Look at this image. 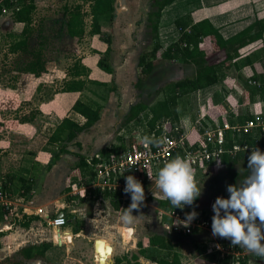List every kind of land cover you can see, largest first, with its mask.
Wrapping results in <instances>:
<instances>
[{
    "label": "crops",
    "instance_id": "obj_1",
    "mask_svg": "<svg viewBox=\"0 0 264 264\" xmlns=\"http://www.w3.org/2000/svg\"><path fill=\"white\" fill-rule=\"evenodd\" d=\"M34 1L36 5V13L34 15L35 22V16L37 14L39 16L37 10L39 11L42 8L41 6H45L48 0ZM122 5L123 3L121 6ZM43 12L44 11H42V15L38 17V21L40 23H47L49 20L47 17H44ZM185 15H189L194 23L203 19H207L216 29H218L221 36L224 39H227L239 33L254 23L257 19L264 18V0H175L161 13L158 35L162 50H165L168 46L178 40L179 32L174 25V21ZM0 22L7 24L10 28L16 25H22L14 23L12 19L2 16L0 17ZM103 28L104 25L102 24L101 30H103ZM97 37L98 36H92L93 39ZM98 42L99 44L94 47V49L97 51L98 57H101V55L105 53L107 46L106 44L101 45L102 43L100 41ZM262 47L263 41H259L240 50V54L242 57H244L254 51L259 50ZM111 51L112 52L110 53V56L113 55L112 46ZM117 53L119 54L122 52L118 51ZM92 56L94 57V55ZM92 56L89 55L86 57V59L89 60L88 65L82 62V64L89 68L90 71H93L94 68L90 63ZM131 56L132 55L129 53L124 59L121 60L122 64L119 67L116 66V68L113 69L116 70L114 71V74H117L118 79H120V76L125 77V75L127 76L126 79H129V82H132L131 79H135V73L127 69L128 65H130V61L132 60ZM98 61H96V67ZM178 63L181 64V62ZM73 65L74 63L67 67L63 78L57 77L55 79L56 74H53V72L55 73V70H50L46 64V71L48 70L51 72L50 78H48V73H43L38 78L22 74L24 79L22 81L23 91L21 97L22 101L28 102L27 105L29 108L28 112H24V115L27 116L31 111H34L37 114L34 120L30 123L14 125H11L10 123L14 121L10 120L12 116L10 118L5 116L3 123L7 125L0 127V180L5 179L8 183H10L13 192L16 195L20 194L19 191H24L21 194L23 202L19 203L20 206L16 207V209L13 211V214L0 216V233L10 230L12 229V226H14V228L18 231L23 230L25 236L28 238V240H26V242L23 244V247L40 243H49L51 245L43 257L31 260H25L22 258L21 260H23V264H26L27 262H34L35 264H99V259L97 261L98 254L95 251L94 245L96 239L105 241L111 248L110 255H108L106 258L107 264H114L117 260H123L121 264H127L128 262L133 263V257H136L137 262L140 264H157L156 262L152 261V259L146 258L140 254V250L148 248L147 240L154 234L159 236H167V239L171 243L172 250H155L156 247H153L150 248L152 255L165 256L169 261L170 256L175 254L178 258L179 264H190L193 262L191 259L192 253L195 254L198 252V243L196 245H192V247H188L186 246V239H190L197 235V241L199 242L200 240L198 236L208 234L209 238L211 236L210 240H212V233H195L192 236L173 234L169 231V229H167V226H170V220L167 218L168 221H164L166 217L159 221L151 222V225L147 222L146 227L143 228V225L145 224L142 223L144 219H142L141 216L143 214L137 213L133 216H140L138 222L128 226L122 224L123 227L120 230L125 241L120 240V238L122 239L121 235L120 238L99 237L98 233H100L103 228L107 227L108 225L115 224L116 220L121 222L119 218L117 219V217H115V214L119 213L117 211L120 208L118 210H114L110 204V198H104L103 195H99L97 193H87L84 197L72 196L70 194V190L67 189L73 185L69 180V175L72 173L73 167L69 173H64L62 170V163L59 161V159L49 170L45 169L44 174L42 172L43 168L39 173L34 172V169L43 167L44 164L47 163L48 157L57 150L58 145L50 144L48 142V138L56 130L62 119L70 118L79 124L84 122V119L81 116L71 111V107L75 101H82V95L88 86H92L89 88V90H92L96 93L99 92L100 88H105L87 85L82 93L58 92L53 96L48 94L45 95V88L50 87L52 80H54L56 83L61 81V83L57 84L61 88L62 83L69 79L66 74ZM110 66L112 68L111 64ZM182 66L185 67V69L191 71L189 74L190 76L193 74L192 68L186 65ZM55 69L59 70L58 67ZM118 70H121L124 73H121V71L119 72ZM126 71L127 73H125ZM231 71L237 75L234 80H232V78H228V75L231 73ZM254 72L256 74H264V57L255 62L252 67L245 66L240 70L232 68L229 70L226 77L218 84L210 88L194 92V96L198 98V100L196 98L194 99L195 119H197L199 113L207 111L208 108H215V106H218L219 108L221 101L227 97H230V94L233 96H237L236 94H243V84L241 80L243 77L240 76V74L243 76L247 74L252 75ZM91 75L92 73L90 74V78H97L91 77ZM231 89L237 92H229ZM4 94L5 95H2L0 93V101L2 99L13 100L14 90L5 88ZM201 94H203V96H200ZM215 95H218L219 97L218 102H215ZM93 100L99 105H102L98 99ZM34 102H36V105L31 106L30 103ZM101 120L102 113L100 120L90 129V133H92V131H94L97 127H100L98 124H100ZM192 123L193 121H189L188 124L187 120L185 119L180 121L184 133L190 137V140L194 138H191L193 135V130L189 128L191 127ZM110 124L111 122L108 120L107 125L109 127ZM103 126L104 125L102 124V131L98 136H94L88 132L83 134L84 136L81 135L83 136L82 139L79 140L78 137V141L81 144L82 149V154H79L85 156L84 150L86 144H90L88 146L93 147V151L88 156L98 154L103 148L110 145L109 142H106L105 130L107 129ZM67 149L70 153L74 151L70 146ZM85 157H87V155ZM33 158L35 161H33ZM223 165L224 168L215 172H210H213L212 174H216L224 171L225 164ZM39 178H44V186L40 189V182H38ZM194 178L196 180L195 174ZM22 181H32L34 183L33 189L29 193H25L24 189L19 188ZM14 183H16V186ZM202 192L203 191H201V195L197 198V203L201 201L203 196ZM95 194L99 196L97 197ZM148 202L152 203L154 209L159 212L160 208L158 207V201L152 199ZM144 203L145 201L143 202V205H145ZM208 203L209 200L207 199L206 202H204V205L206 204L204 207L199 206L198 208L194 209L197 212L205 213L208 209ZM145 208L149 207L147 206ZM38 209L42 210V216L48 215L49 217L53 218L56 215H62L66 219V226L57 230L60 234L59 237L56 235V232L54 231L55 229L48 227L45 223V219L37 215L36 212ZM23 217L27 219L22 221ZM138 224H142V228H140ZM125 229L126 235L127 233L132 232L129 240H126L125 238ZM140 230H150L149 232H153V234L147 238H143V236L140 237L139 235ZM3 241L4 238L0 236V242ZM157 251H159V254H157ZM200 252L203 254V256L207 257L208 261L221 264L218 262V260L216 261V259L213 258V255H206L202 250H200Z\"/></svg>",
    "mask_w": 264,
    "mask_h": 264
},
{
    "label": "trees",
    "instance_id": "obj_2",
    "mask_svg": "<svg viewBox=\"0 0 264 264\" xmlns=\"http://www.w3.org/2000/svg\"><path fill=\"white\" fill-rule=\"evenodd\" d=\"M88 4L89 16L91 25L89 33L92 36H98L107 46L104 54L109 56L111 51V37L109 34L103 33L101 30L102 20L111 24L115 16L116 0H80ZM175 0H149L148 11L144 20V31L149 43L144 51L138 55L137 67L143 76L150 77L155 68L159 65L158 59L161 61L173 62L186 65L193 70L190 77L182 80L168 83L156 92L160 99L153 104L147 105L141 101L130 105L127 113L124 115L123 126L135 121L140 115L146 114V125L149 128L147 136L155 133H161L160 126L163 122L168 121V127L172 128L179 123L178 107L183 98L189 94L210 88L221 82L229 70L234 68L240 70L245 66L252 67L255 62L264 57V18L257 19L254 23L240 31L239 33L224 39L207 19H203L194 23L189 15H185L174 21V25L179 32L178 40L162 50L159 41V23L162 11L170 6ZM7 9L11 11V19L14 23L22 24L20 34L13 38L8 45L7 54L15 55L19 53H28L30 60L21 68L20 73L23 75H30L34 78L40 77L46 72L45 61L41 50L30 49V43L35 33L34 29V14L36 12V5L34 0H0V17L3 15L2 10ZM68 18L65 22L66 33L69 38L76 43H80L85 35V14L81 5H75L67 10ZM39 32V31H38ZM263 41V47L254 51L244 57L241 56L240 50L256 42ZM213 60V61H212ZM97 68L100 70L99 76L94 79L90 78V69L85 67L81 61H76L70 70L67 72L69 79L65 80L60 93H82L87 85L107 87L109 91L116 90V84L113 79L114 70L110 66V61L104 59L101 55L97 62ZM242 84L245 89V94L248 97V102L256 95L264 99V74L251 75L248 81H243ZM255 82V85L250 84ZM135 87L140 91L144 82L140 77L134 83ZM39 90V89H38ZM215 102H218V95L214 96ZM102 106L93 99L83 102L81 100L75 101L71 107V111L78 114L84 119L82 124L75 122L70 118L62 119L56 130L49 136L48 142L50 144H57V150L52 155L46 169H50L57 161V159L64 153H69L68 147L74 146L81 150V144L78 137L81 134H86L89 130L100 120L102 113ZM36 112L31 111L27 116L19 117L17 121L19 124L30 123L34 120ZM251 116H238L228 118L227 122L230 125H241ZM2 125L0 124V127ZM231 132L227 131L225 139L227 140L226 149H231L233 141L237 143L245 141L250 147L248 151H237L230 155L224 153L221 156V161L225 164V170L213 174L210 187L208 189L209 202L215 201L217 197L228 198L226 191L228 185L239 186L241 182L249 175L247 169V156L251 149L255 148V141L249 136H242L240 139H231ZM264 144V143H262ZM131 149H138L139 146H134V141L131 142ZM119 147H105L98 154L100 156H107L110 153L120 151ZM77 159L72 168V173L69 175L71 184L81 183L85 178L93 176L92 168L88 165L87 160L89 156L85 157L79 153H75ZM175 158V156L173 157ZM172 158V159H173ZM93 164L97 163L96 159H92ZM163 167V166H161ZM160 167V168H161ZM73 182V183H72ZM34 183L32 181H22L19 188L24 189L25 193H29L33 189ZM71 188V186H70ZM68 188L67 190H70ZM104 194L103 197L107 198ZM110 204L114 210H118L121 206V199L115 196H109ZM197 204V199L194 201L192 207ZM160 209H167L172 207L169 201H158ZM188 207V206H187ZM27 219L22 218V221ZM164 221H168L167 218ZM220 239L219 237H216ZM224 240V239H220ZM49 243H40L35 245H28L19 250L18 255L25 259L31 260L43 257L45 252L50 248ZM147 249L140 250L146 258L152 259L157 264H179L177 256L171 255L170 259L165 256H154L150 248L156 247L155 250L171 251L172 246L167 236L152 235L147 240ZM159 254V251H157ZM213 258L217 260L216 256ZM133 263L140 264L137 258L133 257ZM123 260H117L114 264H121ZM220 262V261H218ZM7 264H23L19 262ZM222 264V263H221Z\"/></svg>",
    "mask_w": 264,
    "mask_h": 264
},
{
    "label": "rangeland",
    "instance_id": "obj_3",
    "mask_svg": "<svg viewBox=\"0 0 264 264\" xmlns=\"http://www.w3.org/2000/svg\"><path fill=\"white\" fill-rule=\"evenodd\" d=\"M122 3L123 5L121 6ZM148 4L149 0H116L115 16L113 22L111 24H107V22L102 20V24L104 25V28H106H103L102 31L103 33L110 35L112 41L111 46L113 48V55L106 56V54H103L104 59L110 61L112 69H115L116 66L119 67L122 64L121 60L124 59L130 53L132 55V60L130 61V65H128L127 69L135 73V79H131L132 82H129L128 78L126 79L127 76L125 74V77L120 76L121 80L118 79L117 74L115 73L113 79L116 84V90L114 92H110L109 86H107L105 88H100L99 92L96 93L92 90H89V88L92 86H88V88L84 91V94L82 95L83 102H87L90 99H98L102 103V120L100 124H98V126L100 125V127H97L94 131H92V133L89 132V134H92L94 136L100 135L103 124V127L107 129L105 130L106 142L110 143V145L106 147L113 146L121 148L119 150H125L127 147H130L132 141H134V143H138L139 141L144 140L145 137L148 138L147 132L149 131V128L146 125L147 117L145 113L140 115L135 121L131 122L130 124L123 126L124 115L127 113L130 105L139 101L146 103L147 105L153 104L156 100L160 99L161 96H158L156 92L163 88V86L167 85L168 83H173L175 81L182 80L183 78H187L190 76L189 74L191 73L190 70H187L185 69V67L182 66L183 64L181 65L180 63L177 64L173 62L161 61L159 58V65L155 68L150 77L141 75L140 69L137 67V54H140L142 51H144L149 43L144 31V20L146 18L145 12L147 13L148 11ZM75 5H81L85 14V35L80 41V43H76L74 40H71L68 37L65 28V22L68 18L67 10ZM41 7L42 8L39 11L37 10L39 16H41L42 11H44V17H47L49 22L40 23L38 21V14L35 16V33L30 43V49L37 48L41 50L45 64L48 66V68H50V70H55V73L53 72V74H56L55 79L57 77L63 78V75H65L66 73L67 67H69L72 63H75L76 61H81L88 65L89 60H87L86 57L89 55H94V57L92 56V58L90 59V63L94 67L93 71L91 70V77H98L100 70L96 67V61H98L100 57H98L97 51L94 49V47L99 44L98 41L102 43L101 45L105 43L99 37L93 39L89 33L91 19L88 15V4L80 0H48L47 4ZM2 17H7L11 19V11H8L7 13L3 14ZM21 29L22 25H16L10 28L7 24H3L0 22V93L2 95H5V88L14 90L13 100L2 99L0 101V124L2 125V127L4 125H7L3 123L5 116H8L9 118L12 116L10 120L14 121L10 122L11 125L19 124L17 119L19 117H22V115H24V112H28L29 110L27 105L28 102L22 101L21 97L23 91L22 81L24 77L20 73V71L21 68L30 60V55L28 53H19L15 55L7 54L8 45L14 37L20 34ZM118 51H121L122 53L118 54ZM56 67H58L59 70L55 69ZM46 73H48V78H50L51 72L47 70L45 74ZM121 73L124 72L121 71ZM125 73H127V71ZM236 76L237 75H235L234 72L231 71V73L228 75V78H232V80H234ZM240 76L243 77V81H248V79L251 77L250 74L244 76L240 74ZM138 77H140L144 82L141 91L136 88L134 84ZM58 83H61V81L56 83L54 80H52V83H50V87L45 88V92L43 91L44 94L53 96L54 94L58 93L60 88L57 85ZM245 89L246 87L243 86V94L241 95L236 94L237 96H233L232 94H230V97H227L226 99L221 101L219 108L218 106H215L214 109L210 108L208 114L210 119L214 115L216 117H219L222 114V116H224V120L227 121L228 118L232 117L233 119L235 117L237 118L238 116L246 117L249 115L252 117L256 114L264 113V99H261L260 96L256 95V97L254 96L253 99L248 102V97L244 93ZM229 92L237 91H233L231 89ZM200 96H203V94H201ZM195 98L196 96L191 93L187 97L182 99L178 107V126H181L180 121L184 119L187 120L188 124L189 121H194L196 117L194 116ZM30 104L31 106L36 105V102ZM108 120L111 122L110 127L107 125ZM81 135L79 136V140L82 139L84 136ZM195 137L196 135L193 132L191 138L195 139ZM88 145L90 144L85 145V156L90 155V153L93 151V147ZM70 147H72L74 150L73 152H71V154L64 153L58 158L59 161H61L62 163V170L64 173H69L71 168L75 165L77 161L75 153L82 154V149L78 150L73 145ZM54 153H52L48 157L47 163L50 161ZM33 161H35L34 158ZM47 163L39 169H34V172L39 173L40 170L43 168L42 172L44 174V170L46 169ZM212 173L213 172L210 171L197 173L196 171H194L197 186L203 191V196L201 198V201L198 202L197 205H195L194 207H187L186 205L189 210L196 211L195 209L199 206L204 207L206 205H204V202H206L207 199L209 200L208 189L210 187L211 181L209 179H211V177L213 176ZM38 182H40V189L44 186V178H39ZM14 185L16 186V183H14ZM151 190L158 191L156 187H152ZM95 196L98 197L99 195L95 194ZM151 200L152 198L150 200L145 201V205H142L138 211L134 210L132 212V215L137 213L143 214L141 216V218L144 219L142 223H145L143 225V228L146 227L147 222L148 224H150L151 222H156L160 220V215L158 211L154 209L152 203L148 202ZM147 206L149 208H145ZM128 207L129 206H125L122 209H126ZM122 209H119L117 211L119 213L115 214V217H117V219L122 214ZM138 225L140 226V228H142V224ZM122 227V222H118V220H116L115 224L108 225L107 227L103 228L101 232L99 231L100 233H98V236H101L102 238H120V229ZM147 230H140V237L143 236V238H147L151 234H153V232H149L150 230ZM131 233L132 232L127 233L126 235V229L124 230L126 240L130 239ZM0 236L4 238V241L0 242V264H7L13 262L23 263V260H21L22 258L18 255V250L22 248L24 246L23 244L26 242V240H28L23 230L18 231L14 228V226H12V229L1 232ZM198 237L200 240L199 242L197 241V235L190 239H186V246L188 247H192V245H196L198 243V252H196L195 254L192 253L191 259L193 260V262H191L190 264H218L214 263L213 261H208L207 257L203 256V254L200 252V250L204 251V245L209 243L211 236L209 238L208 234H203ZM214 238L216 237H213V239ZM120 240H124V237H122V239L120 238ZM103 243L104 246H108L105 241H103ZM26 264L35 263L27 262ZM258 264H264V260Z\"/></svg>",
    "mask_w": 264,
    "mask_h": 264
},
{
    "label": "built area",
    "instance_id": "obj_4",
    "mask_svg": "<svg viewBox=\"0 0 264 264\" xmlns=\"http://www.w3.org/2000/svg\"><path fill=\"white\" fill-rule=\"evenodd\" d=\"M10 10L3 9L2 14ZM255 85V82H250ZM257 85V84H256ZM198 100V98H197ZM214 109V108H211ZM210 108L205 112L198 114L197 119L191 124V130L195 131V139L184 133L183 127L174 125L169 128L168 121L163 122L157 129L161 128V133L155 135L154 132L149 136L150 143L143 140L134 143L139 146L138 149L127 147L116 153H110L107 156L95 154L89 156L88 165L92 168L93 176L87 177L83 182L71 185L70 194L72 196H85L87 193H97L99 195L115 196L121 199L122 209L131 203L130 194H125V177L134 176L139 180L144 188L145 200L154 199L156 201H166L160 199L158 191H152L156 187L157 170L164 165L166 161L171 160L177 155L188 158L191 166L196 172L218 171L224 168L221 156L226 153L233 155L237 151H248L250 148L245 141L237 143L233 141L231 149H226L227 140L225 134L231 132V139H240L246 135L255 141V147L264 152V113H259L246 120L241 125H230L224 120L222 114L219 117L215 115L210 119L208 116ZM223 118V120H222ZM97 163L93 164L92 159ZM14 194L11 184L5 179L0 180V216L13 214L19 203L23 202L21 194ZM213 201L208 204L205 213L197 212L198 217L191 221L188 226L179 221H184L187 213L192 212L186 206L183 209L169 207L160 209V220L164 217L170 220V226H167L170 232L177 235L192 236L195 233H211V217ZM196 212V211H195ZM37 215L45 219V223L51 229H55L56 235L60 236L58 229L66 226V219L59 215L49 217L42 216V210H37ZM179 220V221H177ZM206 255H215L222 264H258L264 260V257L255 255L247 251L244 247L232 245L230 240H220L214 238L204 247Z\"/></svg>",
    "mask_w": 264,
    "mask_h": 264
},
{
    "label": "clouds",
    "instance_id": "obj_5",
    "mask_svg": "<svg viewBox=\"0 0 264 264\" xmlns=\"http://www.w3.org/2000/svg\"><path fill=\"white\" fill-rule=\"evenodd\" d=\"M143 142L151 141L145 137ZM247 169L249 175L239 186H227L228 198L217 197L212 204L211 233L264 257V152L258 147L251 149L247 156ZM155 183L160 199L179 209L193 205L202 191L197 186L190 160L179 155L158 169ZM123 191L130 194L131 203L122 209L119 219L125 226L133 225L140 216L134 217L132 212L143 205L144 188L139 180L128 175ZM197 217L198 213L193 210L186 214L184 221H177L188 226Z\"/></svg>",
    "mask_w": 264,
    "mask_h": 264
},
{
    "label": "water",
    "instance_id": "obj_6",
    "mask_svg": "<svg viewBox=\"0 0 264 264\" xmlns=\"http://www.w3.org/2000/svg\"><path fill=\"white\" fill-rule=\"evenodd\" d=\"M62 215H59L61 217ZM103 241L101 239H96L94 242L95 251L98 254L97 261L99 259V264H107L106 258L110 255L111 248L109 246H104Z\"/></svg>",
    "mask_w": 264,
    "mask_h": 264
}]
</instances>
